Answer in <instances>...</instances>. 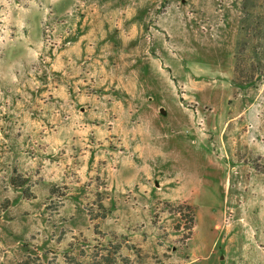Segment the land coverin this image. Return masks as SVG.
I'll return each mask as SVG.
<instances>
[{
  "label": "rangeland",
  "instance_id": "374dc122",
  "mask_svg": "<svg viewBox=\"0 0 264 264\" xmlns=\"http://www.w3.org/2000/svg\"><path fill=\"white\" fill-rule=\"evenodd\" d=\"M0 2V48H24L10 63L41 48L22 90L55 79L78 96L85 156L114 153L1 196L0 264H264V0ZM16 90L0 84V118ZM244 111L256 149L230 148L251 172L231 162L224 196L227 164L205 137Z\"/></svg>",
  "mask_w": 264,
  "mask_h": 264
},
{
  "label": "crops",
  "instance_id": "0c3cea01",
  "mask_svg": "<svg viewBox=\"0 0 264 264\" xmlns=\"http://www.w3.org/2000/svg\"><path fill=\"white\" fill-rule=\"evenodd\" d=\"M3 44L5 46L1 45L0 48V70H3L0 71V84L9 83L17 88V93L8 95L10 104L1 107L7 111V115L0 118V197H11L27 191L30 185H33V188H46L48 182L67 179L73 173L81 175L82 165L90 163L95 151L90 153V157L85 156L83 151L88 147V140L83 135L90 129L86 124H82V111L77 113L74 101L78 96H72L70 91L58 85L52 77L42 82L43 87L47 88L42 94L34 95L22 90L21 86L27 83L23 80L21 72L27 65H32L38 60L41 48H25L30 59L14 66L8 58H13L18 51H24V48H8L10 42L7 41ZM65 58L62 53L56 56L49 66V73H57V78L70 74L63 68ZM71 83L75 84H69ZM0 96L5 95L0 93ZM246 113H237L232 119L225 120L222 126H212L211 130L208 128L205 137L212 140L213 149L220 156L219 159L225 160L227 164L224 196L230 194L231 162L234 175L249 170V165L240 162L239 155L234 154L230 147L243 150L246 148L245 151L256 149L253 141H247V135L250 133L248 127L235 123ZM82 126L85 127L84 133ZM93 127L97 132L102 131L98 125ZM67 131L73 135V141L71 136L66 135ZM214 133L218 134L216 141ZM108 134L110 137L111 132ZM245 151L239 152L244 156ZM108 153L105 157H97L94 153L93 158L105 164L114 154L111 150Z\"/></svg>",
  "mask_w": 264,
  "mask_h": 264
}]
</instances>
